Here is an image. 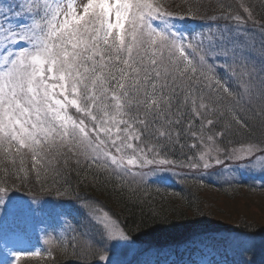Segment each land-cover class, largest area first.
I'll return each instance as SVG.
<instances>
[{
    "label": "snow or ice",
    "instance_id": "6c2138e0",
    "mask_svg": "<svg viewBox=\"0 0 264 264\" xmlns=\"http://www.w3.org/2000/svg\"><path fill=\"white\" fill-rule=\"evenodd\" d=\"M173 18L163 0H0V204L8 177L23 183L35 173L39 180L58 157L65 165L69 157L77 164L82 158L123 184L174 164L164 148L182 134L205 149L187 166L208 169L213 160L224 162L217 138L232 124H264V25L256 57L257 42L241 30L247 21L240 15L220 17L234 27L206 32L185 31ZM225 159L247 161L238 167L264 175L258 144L233 148ZM83 207L108 240L129 239L107 212ZM13 209L24 218L43 210L35 197ZM79 211L60 207L65 230ZM11 254L19 260L20 253Z\"/></svg>",
    "mask_w": 264,
    "mask_h": 264
},
{
    "label": "trees",
    "instance_id": "16d2710c",
    "mask_svg": "<svg viewBox=\"0 0 264 264\" xmlns=\"http://www.w3.org/2000/svg\"><path fill=\"white\" fill-rule=\"evenodd\" d=\"M163 3L167 11L174 14L171 23L182 29L190 22L202 28L234 27V20L220 17L240 15L247 21L243 29L257 40L251 32H260V25H264V0H163ZM241 4L251 10L252 19H247ZM181 16L184 19L178 18ZM252 55L259 57V47ZM217 70L221 79L227 80L234 89L225 70ZM240 115L247 118L249 114L240 112ZM227 119L218 122L213 131H221ZM249 123L250 129L232 124L223 137L217 138L218 146L224 151L248 143L264 147V124L259 120H249ZM198 129L199 121H196L192 130ZM194 143L195 148L191 147ZM203 149L199 140L190 134H182L179 143L165 146L166 158L174 164L162 167L180 173L177 181L170 184L151 179L135 180L132 176L126 177L122 184L82 158L77 164L71 157L66 165L64 158L58 157L47 175L42 174L39 180L35 173H30L23 183L8 177V193L18 198H37L42 211L50 212L64 205L80 209L74 213L71 229L65 230L63 226L60 233L43 244L39 255L21 256L15 264H99L101 256L112 253L110 241L103 229L90 219L89 209H85L84 204L107 212L136 247L130 260L123 264H150L151 257H156L155 262L159 264L160 257L165 255L175 256L172 264H192L194 253L200 252L198 246L211 247L215 254L212 264H264V220L260 216L257 218L255 213L250 215L249 211L234 217L228 206L225 209L214 206L219 197L231 198L237 193L253 199L264 197V177L220 182L203 177L200 167L187 166L198 161ZM3 178L0 173V179ZM57 189L66 190V194L58 196ZM9 219L0 220V223ZM10 222L16 224L17 221L11 219ZM240 237L247 239L246 246L245 243L233 244L232 239ZM7 254L6 248L0 246V261Z\"/></svg>",
    "mask_w": 264,
    "mask_h": 264
},
{
    "label": "rangeland",
    "instance_id": "374dc122",
    "mask_svg": "<svg viewBox=\"0 0 264 264\" xmlns=\"http://www.w3.org/2000/svg\"><path fill=\"white\" fill-rule=\"evenodd\" d=\"M5 2H7V0H5ZM209 27L210 26L202 28L198 25H195L194 23H188L187 25H185L184 30H192L194 32H206ZM243 28L244 27L241 26V30L243 32H246ZM251 34L257 36L258 39L256 40V42L257 47H259L260 32H251ZM218 74L220 76V72H218ZM236 147L239 146H235L233 148ZM204 150L205 149H203L202 151ZM231 150L232 149L222 151L219 154L220 158L224 161L222 164H216L213 160L212 166L210 168L204 169L203 167H200L201 176L219 182L224 180L235 181L240 179H256L264 177V175H261L258 170L255 172H250L247 169H241L238 167L239 164H246L247 161H232L225 159V153L230 152ZM213 155L215 156L216 154L213 153ZM163 168L165 169L164 171H157L154 175L144 177L143 180L146 181L148 179H155L159 181L161 179H159L158 177L163 176L165 177L163 181H166L167 183H169L171 180L177 181L176 179H178V177L180 176L179 171L168 168L167 166ZM144 171L147 172L148 170ZM135 178V180L141 179V177L139 176H136ZM20 201H26L30 203L31 198H18L13 193H8V195L4 197V203L2 205L0 204V220H8L10 218L8 222L0 223V246L5 247L6 252L8 253L6 257L0 261V264H15V261L17 259L11 254L12 252L20 253V257L32 256L31 253L34 252L41 253L43 244L46 241H50L54 234L60 233V231L63 230L62 228L64 226V217L57 215V212H59L60 207L53 208L52 211H50L51 213L48 211H41L34 216L24 218L22 217L21 213L13 209V203ZM260 202L262 203V205L259 206L258 203ZM214 206H217L220 209H225V207L228 206L229 209L232 210L230 214H233L234 217L239 216L243 213H248L249 211L250 215H252V213H255L257 218L258 216H260V219L264 220V197H257V199H253L249 197H243V194L237 193L235 194V196H231V198L225 196L219 197ZM228 215L229 214L225 216ZM233 216L232 218H234ZM11 219L17 221L16 224L11 223ZM109 241L110 246H112L113 248L112 253L104 255L103 257H105L106 259H101L99 264L126 263L130 260V257L136 251V247L130 241V239ZM232 242L233 244L241 243L243 245L245 243V246L247 245V239H245L244 237H240L239 239H232ZM198 249H200V252L194 253L195 258L192 264H212L213 261H211L210 259L214 257L215 254L211 247L198 246ZM184 256L187 255L184 254ZM155 258L156 257H151L152 261L150 264H158L155 262ZM173 259H176L175 256H161L159 264H172ZM180 263H182V261Z\"/></svg>",
    "mask_w": 264,
    "mask_h": 264
}]
</instances>
